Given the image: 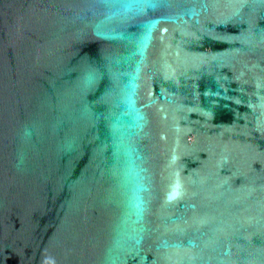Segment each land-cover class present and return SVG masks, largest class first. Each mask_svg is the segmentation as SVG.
<instances>
[{"label": "water", "instance_id": "obj_1", "mask_svg": "<svg viewBox=\"0 0 264 264\" xmlns=\"http://www.w3.org/2000/svg\"><path fill=\"white\" fill-rule=\"evenodd\" d=\"M0 264H264V0H0Z\"/></svg>", "mask_w": 264, "mask_h": 264}]
</instances>
